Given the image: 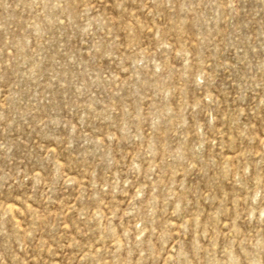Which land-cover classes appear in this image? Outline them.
I'll use <instances>...</instances> for the list:
<instances>
[{
	"label": "rangeland",
	"instance_id": "rangeland-1",
	"mask_svg": "<svg viewBox=\"0 0 264 264\" xmlns=\"http://www.w3.org/2000/svg\"><path fill=\"white\" fill-rule=\"evenodd\" d=\"M0 264H264V0H0Z\"/></svg>",
	"mask_w": 264,
	"mask_h": 264
}]
</instances>
